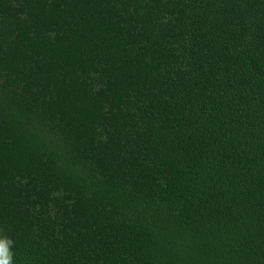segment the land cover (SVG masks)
Masks as SVG:
<instances>
[{"label": "trees", "instance_id": "obj_1", "mask_svg": "<svg viewBox=\"0 0 264 264\" xmlns=\"http://www.w3.org/2000/svg\"><path fill=\"white\" fill-rule=\"evenodd\" d=\"M0 235L264 264V0H0Z\"/></svg>", "mask_w": 264, "mask_h": 264}, {"label": "clouds", "instance_id": "obj_2", "mask_svg": "<svg viewBox=\"0 0 264 264\" xmlns=\"http://www.w3.org/2000/svg\"><path fill=\"white\" fill-rule=\"evenodd\" d=\"M14 242L6 235H0V264H15Z\"/></svg>", "mask_w": 264, "mask_h": 264}]
</instances>
